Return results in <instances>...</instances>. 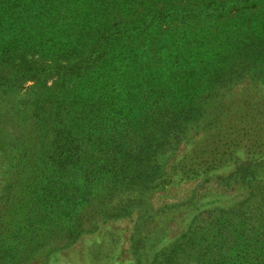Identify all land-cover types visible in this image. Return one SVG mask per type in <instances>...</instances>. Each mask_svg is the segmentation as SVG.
I'll list each match as a JSON object with an SVG mask.
<instances>
[{"label": "rangeland", "instance_id": "obj_1", "mask_svg": "<svg viewBox=\"0 0 264 264\" xmlns=\"http://www.w3.org/2000/svg\"><path fill=\"white\" fill-rule=\"evenodd\" d=\"M239 3L0 0L33 24L0 33V202L52 207L24 264H264V0Z\"/></svg>", "mask_w": 264, "mask_h": 264}, {"label": "trees", "instance_id": "obj_2", "mask_svg": "<svg viewBox=\"0 0 264 264\" xmlns=\"http://www.w3.org/2000/svg\"><path fill=\"white\" fill-rule=\"evenodd\" d=\"M238 1L248 3V0H226L221 4L214 0V3L227 7L228 5H236L239 3ZM8 21L3 19L0 9V33L5 30L4 37L6 40L2 42V48L5 49V52L23 50L32 41L23 37L22 31L33 24L29 22L20 24L18 20H14L15 23L5 28L4 26H7ZM7 33L9 37H6ZM101 33L103 30L99 31L98 35ZM40 45L46 47L47 43L44 44L41 41ZM14 200L0 202V264H24L44 239L47 227L50 225L48 208L52 209V207L48 206L49 203L41 198H27L25 196H19ZM60 208L62 207L57 208V212ZM173 247L166 253L157 256L153 264H169L176 253V248Z\"/></svg>", "mask_w": 264, "mask_h": 264}]
</instances>
